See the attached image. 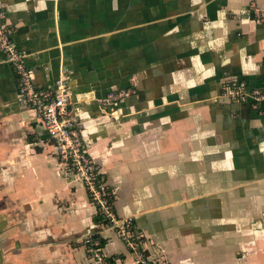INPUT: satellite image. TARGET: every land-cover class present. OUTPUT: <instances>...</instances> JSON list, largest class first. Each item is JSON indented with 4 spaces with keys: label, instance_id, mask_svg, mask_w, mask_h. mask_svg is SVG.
Segmentation results:
<instances>
[{
    "label": "crops",
    "instance_id": "0c3cea01",
    "mask_svg": "<svg viewBox=\"0 0 264 264\" xmlns=\"http://www.w3.org/2000/svg\"><path fill=\"white\" fill-rule=\"evenodd\" d=\"M38 89L70 76L92 159L166 264H264V0H0ZM132 89L102 109L110 92ZM84 186L65 175L39 115L0 53V264H135Z\"/></svg>",
    "mask_w": 264,
    "mask_h": 264
},
{
    "label": "built area",
    "instance_id": "2783aa9c",
    "mask_svg": "<svg viewBox=\"0 0 264 264\" xmlns=\"http://www.w3.org/2000/svg\"><path fill=\"white\" fill-rule=\"evenodd\" d=\"M4 11H0V53L11 65L19 82V101L33 109L42 119L49 139L56 146V154L65 165V175L73 177L86 189L89 198L96 206L104 223L103 228L114 231L126 244L134 256L135 264H166L151 258L142 244V236L134 217L121 218L114 205V190L108 183L102 167L90 156L85 141L78 128V108L72 111L70 76L66 68L60 72L54 89H38L33 74L27 67V55L20 50L12 39L13 31L3 20ZM224 96L238 102H250L254 106L264 103V91L250 89L244 82L227 83ZM135 94L132 89L110 92L99 100L102 109L111 108ZM91 264H110L99 237L91 235L83 241Z\"/></svg>",
    "mask_w": 264,
    "mask_h": 264
},
{
    "label": "rangeland",
    "instance_id": "374dc122",
    "mask_svg": "<svg viewBox=\"0 0 264 264\" xmlns=\"http://www.w3.org/2000/svg\"><path fill=\"white\" fill-rule=\"evenodd\" d=\"M155 260H158V259H155Z\"/></svg>",
    "mask_w": 264,
    "mask_h": 264
}]
</instances>
